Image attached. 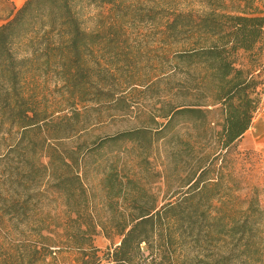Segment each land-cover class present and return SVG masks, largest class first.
Masks as SVG:
<instances>
[{
	"label": "trees",
	"instance_id": "1",
	"mask_svg": "<svg viewBox=\"0 0 264 264\" xmlns=\"http://www.w3.org/2000/svg\"><path fill=\"white\" fill-rule=\"evenodd\" d=\"M159 1L24 0L0 24V141L15 140L12 149L37 134L60 142L68 137L64 130L75 128L68 122L85 117L86 103L110 102L102 82L114 76V36L162 17L160 33L175 51L152 137L174 170L188 166L187 180L159 199L135 171L129 175L127 165L110 158L101 170L109 220L101 223L83 181V155L42 152L33 171L0 175V264H264L259 195L245 200L224 189L222 172L264 94V3L243 0L234 12L195 17ZM88 6L106 9L96 29L83 25ZM45 79L63 89L71 116L52 119L58 111L40 107L32 87ZM214 111L222 116L219 129L207 130L215 150L197 153L181 126H209ZM148 136L141 127L122 131L89 150L130 142L151 155ZM146 140L150 145H141ZM143 162L166 180L169 162L158 169ZM98 236L108 242L104 248Z\"/></svg>",
	"mask_w": 264,
	"mask_h": 264
},
{
	"label": "rangeland",
	"instance_id": "2",
	"mask_svg": "<svg viewBox=\"0 0 264 264\" xmlns=\"http://www.w3.org/2000/svg\"><path fill=\"white\" fill-rule=\"evenodd\" d=\"M23 2L24 0H0V24L9 17L13 9L20 7ZM159 2H161L159 5L168 11L185 7L195 17L219 8L226 12H234L241 6L237 0H187L185 2L160 0ZM262 3L264 0H254V5ZM105 13L106 9L89 6L84 8L82 11L84 27L89 30L96 29L104 19ZM162 21V17H158L154 23L138 25L136 28L128 29L126 34L114 36L116 47L112 59L109 60L115 69L114 76L102 82L111 89L113 99L110 102L90 101L86 105L84 103L87 107L85 117L80 115L78 122L71 119L68 123H71V127L75 128L62 132L68 136L67 138L60 142L49 140L46 143L37 134L31 138L32 141L25 139L21 143L15 144L12 149L9 148L16 143L15 140L0 141V175L33 171L38 156L42 152L50 153L51 148H57L63 154L73 151L79 157L83 155V181L88 193L92 196L97 221L101 223H106L109 220L108 210L105 207L101 170L103 165L110 161V158H113L117 164L127 165L126 169H128L129 175H131V171H135L141 178L140 182L145 184L148 189H152L159 199L163 193L169 192L168 187L176 189L183 184L187 180L186 169L188 166L179 164L177 171L174 170L172 167L176 166L171 164L163 154L161 142L155 143V137H152L153 131L157 128L156 122H160L157 115L160 113L162 101L161 81L164 75L173 68L172 57L175 51V46L162 38L160 33ZM32 88H35L41 108L46 109L48 113L58 111L53 117L50 116L52 119L62 114L71 116V102L66 100L63 96V89L54 80L36 81ZM221 124V114L214 111L208 116L209 126L204 124L202 127L193 129V127L183 125L180 135L188 137L191 143L197 145V153L209 154L215 150L214 144L207 138L209 128L219 129ZM140 127L151 136L153 144L151 155L147 149L130 142L107 144L102 149L89 150L93 146H97L102 138ZM12 133V137L17 139L19 131L13 130ZM241 140L236 143L234 150L223 161L222 172L226 175L224 189L228 188L245 200L257 192L264 208V149L241 146ZM149 142L150 140L142 141L141 145H150ZM145 158L152 163V168H161L164 164L168 165V162L171 164V170L166 174L165 181L157 179L155 174L149 172L147 165L143 162ZM117 239L115 237V241ZM96 244L104 248L108 242L102 236H98Z\"/></svg>",
	"mask_w": 264,
	"mask_h": 264
},
{
	"label": "crops",
	"instance_id": "3",
	"mask_svg": "<svg viewBox=\"0 0 264 264\" xmlns=\"http://www.w3.org/2000/svg\"><path fill=\"white\" fill-rule=\"evenodd\" d=\"M237 1L242 7L244 2H241V0ZM241 139V146L254 149H264V94L259 109L252 117L250 127Z\"/></svg>",
	"mask_w": 264,
	"mask_h": 264
}]
</instances>
